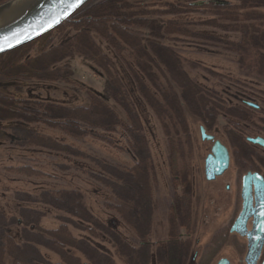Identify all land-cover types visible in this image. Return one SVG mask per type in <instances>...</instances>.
<instances>
[{
  "label": "rangeland",
  "instance_id": "1",
  "mask_svg": "<svg viewBox=\"0 0 264 264\" xmlns=\"http://www.w3.org/2000/svg\"><path fill=\"white\" fill-rule=\"evenodd\" d=\"M207 1L213 0H193L200 4L208 3ZM225 1L236 3V0ZM247 12L256 20L264 19V7L251 8ZM161 18L168 23L179 21L190 23L192 25L187 26L188 30L203 35H198V40L182 39L178 34L169 33L163 37L164 39L153 38V42L156 43L152 46L153 56L162 54V48L157 47L162 42L167 47L176 49L186 61V70L191 80L204 87L211 96L225 103L235 104L237 106L233 108L235 113L243 111L233 119V124H228L225 117L219 114L207 118L185 110L182 113V125L175 127L178 129L177 135L174 133L176 131L173 130L174 127L171 129L165 118L166 129H163L161 121L155 117L139 95L127 66L99 39L96 41L134 104L145 140L144 148L150 156L152 171L145 175L141 173L129 175L121 171V168L132 167L133 163L130 155L124 151L126 145L119 128L116 132L107 133V137L112 141L110 145L98 137H71L44 123H20L27 130L71 145L73 152L78 149L77 153L84 156V162L88 163L91 160L95 164L98 163L102 169L116 176L118 181L102 180L103 184H108L118 197L130 201V204H134L136 208L134 211L128 207L123 209L125 224L122 232L130 234L128 226H133L143 242L150 244L176 241L164 250L157 251L154 257L156 264H216L222 258L229 264H247L246 240L238 233L230 232V227L241 209V176L246 171H252L254 166L261 167V174L264 175V148L250 143L251 146H248L250 153L247 152L246 155L253 157L248 159L249 157L245 156L248 159L245 163L242 159L243 155L239 154V149L234 150V146L240 148L237 145L239 137L244 141L247 137L264 138V73L258 75L254 70L249 69L255 58L252 49L247 47L233 49L225 47L218 40L206 39L207 34L210 33L215 34L217 38L218 36L231 39L237 37L207 26L223 19L215 17L208 9L183 15L169 12L161 15ZM71 34L72 30L66 27L58 35H53H56L55 40L59 41ZM121 56L126 58L127 53H122ZM52 66L53 69L56 68L57 79L3 77L0 79V94L23 103H54L69 107L82 105L91 96H100L105 99L109 109L119 119H124V111L113 99L112 87L105 73L90 57L72 48ZM247 102L253 104L257 110L245 108ZM4 116L8 118L0 119V210L12 209L16 199H19L25 206L35 211H30L35 213V219L41 215L38 223L42 228L55 229L66 222L70 224L68 227L74 236L86 234L81 230L83 226L76 225L71 213L72 211L78 214L87 213L97 218V221L105 218L102 197L107 189L101 180L65 166V155L61 153L32 144L10 143L8 137L3 134L11 132L17 122L9 119L10 114ZM200 127L204 128L206 134L212 135L215 140L224 144L230 154L227 170L214 180H206L204 176V159L210 152L212 142L201 139ZM177 139H180L179 144L176 142ZM145 150L143 153L146 152ZM142 180L146 181L144 185H141ZM40 189L59 190L61 193L63 190L71 191L70 196L63 197L62 201L54 199L56 207L66 211H57L45 205H34L32 203L35 200L34 196L41 194ZM78 195H80L79 201ZM172 201L178 206L176 218L171 215ZM250 226L248 222L247 228ZM221 230H227L228 240L207 262L204 258L206 247L213 236ZM24 235L27 241L33 240L46 246L49 244L47 239L38 235L27 232ZM106 243L104 245L109 246L110 243ZM238 246H241L242 250H239ZM83 251L84 254L79 253L78 250L72 251L79 264H95L94 260L100 258L105 260L102 264H111V260L94 250L85 247ZM26 252L25 257H30L29 255L40 257L45 254L51 262L55 264L60 262L57 255L40 245L37 247L27 245ZM121 252L127 264H149L150 258L146 249H142L137 256L128 258H126L128 247H123ZM262 252H264V244Z\"/></svg>",
  "mask_w": 264,
  "mask_h": 264
},
{
  "label": "trees",
  "instance_id": "2",
  "mask_svg": "<svg viewBox=\"0 0 264 264\" xmlns=\"http://www.w3.org/2000/svg\"><path fill=\"white\" fill-rule=\"evenodd\" d=\"M3 2L5 0H0V3ZM207 2L196 4L193 0H90L52 32L0 55V79L16 77L55 80L58 76L56 68L53 69L52 65L61 59L68 49L75 48L90 57L102 69L112 87L113 99L122 107L125 114L124 119H119L109 109L105 99L100 96H91L86 103L69 107L54 103H23L0 94V119H7L8 116L6 118L4 115L10 114L11 118L9 119H14L17 122L11 132L3 135L8 137L10 143L32 144L61 153L65 155V166L93 175L103 184L102 180L105 182L118 180L115 178L116 176L102 169L98 163L97 165L91 160L88 163L84 162V156L77 153L78 149L73 152L71 145L27 130L20 122L44 123L71 137H98L110 145L112 141L107 137V133L116 132V129L119 128L126 145L124 151L130 155L133 163L132 167L121 168V171L129 175L135 173L145 175L152 171L150 156L144 148L145 140L134 104L96 39L114 51L127 66L139 95L155 117L161 121L163 129H166L165 118L171 129L174 127L173 130H176L174 133L177 135L178 129L175 127L182 125V113L185 110L198 116L204 115L207 118L219 114L225 117L228 124H233V119L243 111L235 113L233 110V108H237L235 104L225 103L217 97L211 96L204 87L191 80L186 70V61L176 49L167 47L162 42L157 45L158 48H162V54L153 56L152 46L156 45L153 38L164 39L163 37L169 33L178 34L182 39L198 40V35H203L200 32L188 30L187 26L192 25L190 23L164 22L161 15L169 12L183 15L208 9L215 17L223 19L207 26L227 34H234L237 37L231 39L218 36L217 38L215 34L210 33L207 34L206 39L218 40L225 47L233 49L242 47L252 49L255 58L249 69L262 75L264 73V19L256 20L247 11L256 7L263 8L264 0H236L235 4L225 0ZM66 27L72 30V34L59 41L55 40V36L64 31ZM122 53H127L126 58L121 56ZM245 108L252 111L257 110L256 107L247 103ZM234 131L237 132L236 129ZM179 140H176L177 144H179ZM237 141L240 148L235 145L234 150L239 149V154L243 155L242 159L247 163L248 159L253 157V155H246L247 152L250 153L248 146L251 144L240 137ZM143 150L146 152L143 153ZM235 153L237 154V152ZM245 156L249 158L247 159ZM253 170L262 173V168L259 166H254ZM145 182L142 180L141 185H144ZM103 186L107 189L106 194L102 197L105 205L104 219L97 221V218L87 215V213L78 214L71 210V216L75 219L76 225L83 226L81 230L86 232L79 237L72 234L68 227L70 224L66 222L61 223L55 229L42 228L38 223L41 215L35 219V213H33L35 211L27 205L25 206L19 199H16L12 209L0 210V264H55L45 254L40 257L35 255L25 257L27 245H36V247L40 245L57 255L60 262L56 264H79L72 251L78 250L79 253L84 254L85 247L111 260V264H127L124 255L120 254L123 247L129 248L126 258L137 256L142 249H146L148 258H150L148 259L149 264H156L154 257L157 251L164 250L176 241L152 242L150 244L143 242L133 226H128L130 234L123 233L122 228L125 224L123 209L128 207L134 211L136 208L134 204H132L133 206L130 204V201L118 197L108 184H103ZM40 191V195L34 196L35 200L32 202L34 205H45L57 211H66L56 207L54 199L62 201L63 197L70 196L71 191L63 190L62 193L59 190L49 189H40ZM79 200L80 195H78ZM175 204L172 201L170 208L171 215L176 218L178 206ZM25 232L47 239L49 244L46 246L33 240L27 241ZM227 240V230H221L213 236L206 247V257L204 258L207 262L215 256ZM105 242L110 243L109 246L104 245ZM238 247L239 250H242L241 246ZM102 262L104 263L105 260L101 258L94 260L95 264H102Z\"/></svg>",
  "mask_w": 264,
  "mask_h": 264
},
{
  "label": "water",
  "instance_id": "3",
  "mask_svg": "<svg viewBox=\"0 0 264 264\" xmlns=\"http://www.w3.org/2000/svg\"><path fill=\"white\" fill-rule=\"evenodd\" d=\"M89 1L82 0L79 6L74 8H68L62 0H7L1 3L0 38L5 39L6 46L0 50V55L52 32ZM8 43L11 44L10 47L7 46ZM247 104L255 107L249 102ZM199 131L202 140L212 142L210 152L204 159V176L206 180H214L227 170L230 154L227 147L215 140L212 135L206 134L203 127H200ZM246 141L264 148L263 137H247ZM252 191L264 197V180L258 172L248 171L241 179V209L230 227V232H236L248 239L245 256L247 264H256L264 241L263 212L261 211L259 218L256 219L254 209L251 208ZM251 215L255 220L251 230H248L247 222ZM216 264H229V262L222 258ZM260 264H264V255Z\"/></svg>",
  "mask_w": 264,
  "mask_h": 264
},
{
  "label": "flooded vegetation",
  "instance_id": "4",
  "mask_svg": "<svg viewBox=\"0 0 264 264\" xmlns=\"http://www.w3.org/2000/svg\"><path fill=\"white\" fill-rule=\"evenodd\" d=\"M246 172H248V171H246ZM246 172H245V173H246ZM250 172H258V171H254V170H252V171H250ZM245 173H244V174H245ZM258 173L263 177V180H264V176H263L260 172H258ZM244 174H243V175H244ZM243 175H242V176H243ZM242 176H241V179H242ZM241 179H240V180H241ZM240 190H241V187H240ZM240 199H241V196H240ZM241 203H242V200H241ZM251 208L254 209V216L256 217V219L259 218V213H260L261 211L263 212V217H264V197L260 196L258 192L255 193L254 191H252V194H251ZM254 216L251 215L250 218H249V220H248V222H249L250 225H251L250 228H248V230H251V228H252L253 221L255 220ZM248 222H247V224H248ZM232 223H233V222H232ZM241 237H242V236H241ZM243 238H245V240H246V245H247V242H248L247 237H246V236H243ZM263 244H264V241H263ZM262 247H263V246H262ZM263 255H264V252H262V248H261V252H260V255H259V257H258L256 263L260 264Z\"/></svg>",
  "mask_w": 264,
  "mask_h": 264
},
{
  "label": "snow or ice",
  "instance_id": "5",
  "mask_svg": "<svg viewBox=\"0 0 264 264\" xmlns=\"http://www.w3.org/2000/svg\"><path fill=\"white\" fill-rule=\"evenodd\" d=\"M62 2L66 3L68 5V8H74L79 6V4L82 2V0H62ZM65 15L67 14V10L64 13ZM15 38V37H12ZM6 46L5 44V39L0 38V50H3V48ZM8 47L11 46L10 43L7 44Z\"/></svg>",
  "mask_w": 264,
  "mask_h": 264
}]
</instances>
